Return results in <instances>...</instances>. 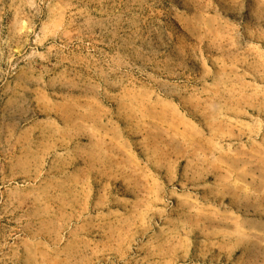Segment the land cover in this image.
Segmentation results:
<instances>
[{
  "label": "rangeland",
  "instance_id": "obj_1",
  "mask_svg": "<svg viewBox=\"0 0 264 264\" xmlns=\"http://www.w3.org/2000/svg\"><path fill=\"white\" fill-rule=\"evenodd\" d=\"M0 264H264V0H0Z\"/></svg>",
  "mask_w": 264,
  "mask_h": 264
}]
</instances>
